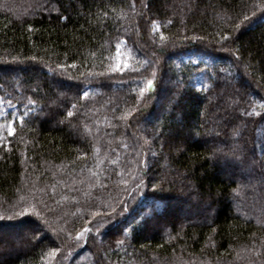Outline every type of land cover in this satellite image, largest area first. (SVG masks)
Returning <instances> with one entry per match:
<instances>
[{
    "label": "trees",
    "instance_id": "1",
    "mask_svg": "<svg viewBox=\"0 0 264 264\" xmlns=\"http://www.w3.org/2000/svg\"><path fill=\"white\" fill-rule=\"evenodd\" d=\"M0 98V264H264V0H0Z\"/></svg>",
    "mask_w": 264,
    "mask_h": 264
},
{
    "label": "snow or ice",
    "instance_id": "2",
    "mask_svg": "<svg viewBox=\"0 0 264 264\" xmlns=\"http://www.w3.org/2000/svg\"><path fill=\"white\" fill-rule=\"evenodd\" d=\"M145 7H147V5H145ZM244 19L247 20L248 17L245 16ZM153 23H154V25H155V22H153ZM156 27H157V29H158L159 26L157 25ZM162 39H163V37H162ZM222 39L226 41V40L229 39V37H228V36H224V37H222ZM120 43H122V42H118V43H117V46H116V47H117V52H118V53H119V51H120ZM73 67H75V65H73ZM126 67H127V64L124 65V68H126ZM124 68H121L120 65L117 64L115 67H110L109 72L123 71ZM221 71H223V70H221ZM88 75H89V77H91V76H93V75H97V76H106L107 73H105V72L96 73V74L89 73ZM151 75H152L153 77H155V76H156V72L153 71ZM153 84H154V80H153V79H148V80L146 81V86H145V87H141V88L139 89L140 97H141V98L144 96V93H145L146 91L151 90V88L153 87ZM207 87H208V86L202 84L199 90H200V91H206V90H207ZM88 95H89L88 91H84V92L82 93V98H86ZM29 103H30V104H34L35 101L29 99ZM3 104H4V101H3L2 98H0V111H2V114H3L4 117H7L8 115H16L15 112H11V113H10V112H8V111H6V110H3V109H2ZM13 107H14V106H13V105L11 104V102L9 101V102H8V108L11 109V108H13ZM72 108L75 109V108H76V104H73V105H72ZM130 114H131V113H129V115H130ZM26 115H28V112H25L22 116H19V117H18V118L21 120V122H23V116H26ZM67 115H68L69 117H71V116L73 115V112H72V111H69V112L67 113ZM253 115H264V113H255V112H253V111H249V110H247V109L241 111V113H240V116H248V117H250V116H253ZM4 128H6V130H7V134H8L9 136L13 135V133L15 132V129H14V127H13V123H12L11 121H9V122L6 123V124L0 125V129H4ZM233 134H234V135H238L239 133H238L237 131H234ZM146 143H147V141H146ZM153 155H155V153H153ZM261 155H264V147H262ZM237 159H239V157H238ZM144 163H145V166H147V161H145ZM241 163H242V161H241ZM113 212H115V209H113ZM19 215L22 216V215H24V213L21 212V213H19ZM89 231H91L90 228H86V229H84V232H89ZM80 235H81V234L78 233V234H77V238H79ZM117 243L122 244L123 241L121 240V241H118ZM56 251H58V250H54V251L51 253V255H52V256H55Z\"/></svg>",
    "mask_w": 264,
    "mask_h": 264
},
{
    "label": "rangeland",
    "instance_id": "3",
    "mask_svg": "<svg viewBox=\"0 0 264 264\" xmlns=\"http://www.w3.org/2000/svg\"><path fill=\"white\" fill-rule=\"evenodd\" d=\"M124 55H125L124 54V45H123V43H121L120 44V51H119V53L118 52L116 53V62H117L116 65L119 64L121 68H122V66L124 64ZM188 59H190L192 61H198L201 58L199 56H196V55H189V56L185 57V60H188ZM197 87H199V85H197ZM2 116H3L2 111H0V117H2ZM206 207H208V206H206ZM207 215H208V213L204 209V211H202L203 219ZM182 217L186 218L187 215L184 214ZM38 233L39 232L36 230V228H33L32 229V233L31 232L30 233L21 232V234H20V232L17 231V234L12 233V234H8L7 236H5V237L3 236V237L5 238V240H8L10 242V244L12 245V247L16 248V250H21V249H24V247H25L24 242H23L24 238H28L29 239L33 235H39ZM17 237H19V238H17ZM0 245H1V247H3L2 244H0ZM3 248H4L5 251L8 250V248H6V247H3ZM2 259H3V257L2 258L0 257V263H1Z\"/></svg>",
    "mask_w": 264,
    "mask_h": 264
}]
</instances>
